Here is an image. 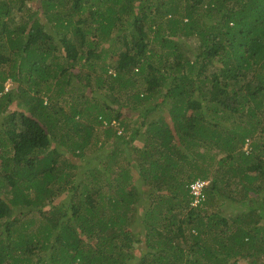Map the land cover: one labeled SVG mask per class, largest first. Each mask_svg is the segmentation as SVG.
I'll list each match as a JSON object with an SVG mask.
<instances>
[{"label": "trees", "instance_id": "1", "mask_svg": "<svg viewBox=\"0 0 264 264\" xmlns=\"http://www.w3.org/2000/svg\"><path fill=\"white\" fill-rule=\"evenodd\" d=\"M0 148V264H264V0H0Z\"/></svg>", "mask_w": 264, "mask_h": 264}, {"label": "rangeland", "instance_id": "2", "mask_svg": "<svg viewBox=\"0 0 264 264\" xmlns=\"http://www.w3.org/2000/svg\"><path fill=\"white\" fill-rule=\"evenodd\" d=\"M10 83V81L8 80V85H10L9 84ZM7 83H5V85H6ZM7 85V86H8ZM9 88H11V85L9 86ZM77 88V87H76ZM75 88V89H76ZM74 94H75V96L74 97H77V95L78 94H76L75 92H74ZM64 97V96H63ZM15 103V102H14ZM13 103V104H14ZM12 104V105H13ZM12 105H10L9 107H12ZM246 147H247V145H246ZM215 159H218V158H220V157H222V156H224L225 155V153L224 152H216L215 154ZM2 160H3V152H2V149L0 148V163L2 162ZM210 161H213L211 158H210ZM214 167H216V164H215V161H213L212 162V167L211 168H214ZM0 173L2 174V173H4L3 171H2V169H1V167H0ZM207 182V181H206ZM24 210V209H23ZM15 212V211H14ZM34 213V212H33ZM33 213H30V214H28L27 216H25V217H22V218H30V216H32V214ZM69 215H71L70 214V212H69ZM12 220V217H10L9 218V216H4V217H1L0 218V230L1 231H4V230H10L11 232H15L16 230H18L21 226H20V224L19 223H17L16 225H9V227H7V225H6V223L8 222V221H11ZM36 221H38V220H36ZM15 226H16V228H15ZM35 226V225H34ZM11 227V228H10ZM4 237V236H3ZM8 252H11V249H10V247L8 248V250H7ZM23 251H16V253H14V255H15V257H17V256H19V258H18V260H20V259H23V261L26 263V264H38L39 263V258L37 257V256H32L30 253H29V251L28 252H23ZM11 255H9V256H6V258H5V260H4V262H3V264H18V263H13L12 261H13V258H11L10 257ZM14 257V258H15ZM21 261V260H20ZM19 261V262H20ZM69 262H70V264H72L73 262H75V260H73V259H71V260H69ZM25 263H23V264H25ZM76 264L78 263V262H75ZM79 264H82L81 262L79 263Z\"/></svg>", "mask_w": 264, "mask_h": 264}, {"label": "built area", "instance_id": "3", "mask_svg": "<svg viewBox=\"0 0 264 264\" xmlns=\"http://www.w3.org/2000/svg\"><path fill=\"white\" fill-rule=\"evenodd\" d=\"M206 184V181H203L201 179H197L193 181L189 186V192L191 196L193 197V204H196L198 200L203 196V188Z\"/></svg>", "mask_w": 264, "mask_h": 264}, {"label": "clouds", "instance_id": "4", "mask_svg": "<svg viewBox=\"0 0 264 264\" xmlns=\"http://www.w3.org/2000/svg\"><path fill=\"white\" fill-rule=\"evenodd\" d=\"M196 180H197V179H196ZM201 180H203V179H201ZM194 181H195V180H194ZM203 181H206V180H203ZM192 182H193V181H192ZM192 182H191V183H192ZM191 183H190V184H191ZM206 184H207V182H206ZM189 186H190V185H189ZM192 198H193V197H192Z\"/></svg>", "mask_w": 264, "mask_h": 264}]
</instances>
